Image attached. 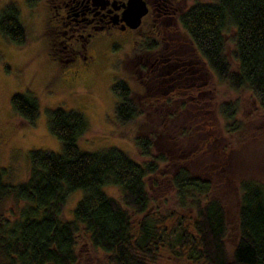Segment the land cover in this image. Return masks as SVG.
<instances>
[{
  "label": "trees",
  "instance_id": "16d2710c",
  "mask_svg": "<svg viewBox=\"0 0 264 264\" xmlns=\"http://www.w3.org/2000/svg\"><path fill=\"white\" fill-rule=\"evenodd\" d=\"M227 23L234 27V49L229 52L235 61L234 69L225 50L223 28ZM178 24L213 74L233 89L247 87L264 113V0L194 2L179 14ZM0 33L17 45L26 41L18 9L12 3L0 11ZM157 44L142 43L137 52L147 56ZM154 57L138 69L147 70L143 99L149 96L156 101L157 96H162L161 108L164 103L172 104L164 109L167 123L159 121L162 125H158L165 138H156L158 127L139 123L138 118L143 117L141 106L147 102L137 100L128 82L114 79L110 85L115 96V121L120 125L131 123L133 129L135 125L132 140L139 154L147 158L145 161L138 162L115 147L80 151L76 141L86 129L83 114L55 107L47 111L46 121L49 132L60 141V151L28 150V174L19 183L5 180L4 169L0 168V205L9 197L23 202L13 218L0 209V258L6 264H90L78 260L75 243L79 231L85 233L91 248L106 254V264H152L159 247L174 252L191 248L201 264H264V185L251 178L237 181L236 238L227 243L223 205L215 197H205L209 181L198 174L213 172V156L210 154L208 161L192 153L183 156L189 149L183 148L180 140L188 129L184 118L186 102L174 103L172 99L178 87L187 91L197 88L200 73L176 54L173 59L177 63L170 55ZM150 67L154 70L150 71ZM166 84L170 87L165 94ZM9 107L29 124L38 113L36 98L25 93L12 94ZM219 112L231 119L227 127L240 129L229 104L219 106ZM173 123H178V139H174ZM169 138L179 142V147L173 146V156L177 157L173 162L168 160ZM159 162L165 166L175 163L168 181L181 202L187 198L195 205L194 235L183 222L168 230L158 225L163 217L147 213V185L153 186V176L162 172ZM107 185L118 188V198L104 190ZM76 189L83 193L72 209V218H62L64 203ZM131 214L141 215L134 232Z\"/></svg>",
  "mask_w": 264,
  "mask_h": 264
},
{
  "label": "rangeland",
  "instance_id": "374dc122",
  "mask_svg": "<svg viewBox=\"0 0 264 264\" xmlns=\"http://www.w3.org/2000/svg\"><path fill=\"white\" fill-rule=\"evenodd\" d=\"M171 1L184 10L194 2L212 0ZM7 3L17 7L19 20L25 28L26 41L22 45H17L0 33V132L2 134L0 168L4 169L3 178L12 183L25 180L28 174L27 151L30 149L55 153L60 151V141L49 132L46 121L47 111L55 107L73 109L83 114L86 129L76 141L80 151L115 147L138 162L145 161L147 158L139 154L132 140L135 125L133 129L131 123L120 125L115 121L113 114L115 96L110 90L114 79L125 80L131 90L137 94V100L147 102V105L141 106L143 117L138 118L139 123H146L149 127L155 128L162 125L160 122L167 123L164 109L166 107L168 110L172 104L164 103L165 106L161 108L163 104H160V101L164 99L162 96H157L156 101L149 96L143 99L144 85L147 82L144 77L147 76V70L138 69V65L135 64L137 57L128 58L134 46L140 47L142 40L145 39L144 36H141L135 45H133L135 40L134 42L130 39L120 40L118 36L111 35L94 43L95 51L91 49L95 59L94 64L82 69L79 77L69 82L63 80L59 82L55 79L57 80L55 87L52 83L55 81L52 80L55 63L46 54L47 37L43 34L47 28L45 21L50 12L47 5L43 0H0V11ZM141 29H146L144 24ZM162 31L153 36L158 41L156 42L158 46L150 51L158 57L170 55L172 59L176 54L190 67L195 66L200 73L198 79L200 84L197 88L191 87L192 89L187 91L184 87H178L172 99L174 103L177 100L186 102L184 118L188 129L187 135L180 140L183 141V148L189 147V149L183 156L192 153L202 161L204 159L208 161L211 155L213 156V172L198 174L202 179L209 181V192L205 197H215L223 205L227 224L226 242L232 243L236 238L237 181L241 178H251L264 185V113L258 108L247 87L233 89L213 74L178 21L174 24V21L170 20L169 25L162 28ZM223 34L227 57L231 68L234 69L235 61L229 56V52L234 49L232 41L234 27L229 23L225 24ZM150 39H146L145 42L152 41ZM57 40L61 43L63 38L58 36L55 41ZM157 60L155 59V62ZM173 63L177 62L173 59ZM149 69L154 70L151 67ZM169 87L166 84L163 93L169 92ZM14 93H25L36 98L38 113L32 124L27 123L9 107V98ZM226 103L235 111V121L240 125L238 130L227 127L232 123L231 119L225 118L219 112V106ZM177 124L173 123L174 139H178ZM157 135L158 139L166 137L160 127L157 128ZM174 139L169 138V142H166L171 149L168 160L172 162L177 159L173 156L174 153L176 154L175 151L173 153V146L179 145ZM210 142H213L211 146L213 151L210 147L204 148ZM159 165L162 172L153 176L155 181L153 186L147 185L150 197L147 213L163 217L158 225L168 230L173 229L178 222H183L188 232L194 235L192 223L195 217V205L187 198L182 199L181 202L168 181V177L175 171V163L165 166L159 162ZM104 190L113 197H119L116 186L107 185ZM82 193L81 189L70 192L61 211L62 218H72V209ZM22 204V201L9 197L1 202L0 209L4 215L13 218L18 215V209ZM140 218L141 215L131 214L132 232L135 231L136 223ZM75 250L80 263L106 264V254L99 249L91 248L83 231H79L76 236ZM193 256L195 257L194 250L188 247L187 251L179 250V252L159 247L152 264H201ZM0 264L6 262L0 258Z\"/></svg>",
  "mask_w": 264,
  "mask_h": 264
},
{
  "label": "flooded vegetation",
  "instance_id": "af4514ba",
  "mask_svg": "<svg viewBox=\"0 0 264 264\" xmlns=\"http://www.w3.org/2000/svg\"><path fill=\"white\" fill-rule=\"evenodd\" d=\"M43 1L50 11L45 21L47 28L43 32L47 37L46 54L55 63L52 80L58 79L59 82L62 80L69 82L78 78L82 69L94 64L95 59L91 52V49L95 48L94 43L107 39L109 35L118 36L120 40L130 39L132 42L135 40L133 45L141 36L145 38L141 44L148 38L156 41L153 36L158 35L162 28L168 26L170 20L176 24L179 14L183 11L180 5L174 4L171 0H143L146 10L140 16L139 24L132 28L124 15L127 0ZM142 24L145 30L141 29ZM58 36L63 38L62 45L58 40L55 41ZM136 37L139 39L137 40ZM135 47L130 55L137 57L136 65L139 66L155 58L151 51L147 56L138 54ZM56 81H52L54 86ZM1 137L0 132V139Z\"/></svg>",
  "mask_w": 264,
  "mask_h": 264
},
{
  "label": "water",
  "instance_id": "95a60500",
  "mask_svg": "<svg viewBox=\"0 0 264 264\" xmlns=\"http://www.w3.org/2000/svg\"><path fill=\"white\" fill-rule=\"evenodd\" d=\"M145 10L143 0H127L124 15L127 18L128 25L132 28L136 27L140 22V16Z\"/></svg>",
  "mask_w": 264,
  "mask_h": 264
}]
</instances>
